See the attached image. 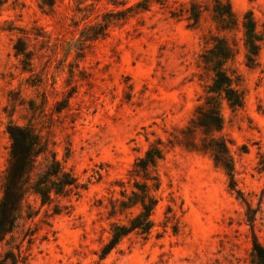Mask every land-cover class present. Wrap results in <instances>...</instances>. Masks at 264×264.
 Masks as SVG:
<instances>
[{
    "label": "rangeland",
    "instance_id": "obj_1",
    "mask_svg": "<svg viewBox=\"0 0 264 264\" xmlns=\"http://www.w3.org/2000/svg\"><path fill=\"white\" fill-rule=\"evenodd\" d=\"M229 1L230 26L219 22L217 0H0V200L11 159L8 124L34 128L49 146L0 241V264H260L253 231L264 246V0ZM247 13L262 35L254 64ZM216 37L235 52L219 64L205 59ZM19 39L25 53L15 48ZM216 66L244 95L242 107L221 101L217 134L254 211L230 189L203 148L204 129L193 123ZM159 141L153 227L132 231L102 258L112 225L138 211L116 202L142 179L134 164ZM52 153L81 187L43 203L35 188Z\"/></svg>",
    "mask_w": 264,
    "mask_h": 264
},
{
    "label": "trees",
    "instance_id": "obj_2",
    "mask_svg": "<svg viewBox=\"0 0 264 264\" xmlns=\"http://www.w3.org/2000/svg\"><path fill=\"white\" fill-rule=\"evenodd\" d=\"M55 0H43L49 6H53ZM146 8V5H142ZM214 12L219 22L230 26L235 24V15L229 0H217ZM195 20L198 14L194 13ZM245 45L247 60L254 64L260 51L262 35L257 31V24L251 13L244 17ZM15 48L20 53H25V44L18 40ZM205 59L208 62L220 63L228 60L235 54L233 47L225 38L216 37L215 44L208 50ZM215 76L208 90V96L204 105L196 110L197 117L193 120L198 127L203 128L207 135L204 140V150L209 151L214 163L221 167L229 179V187L246 204L248 211H254L250 202L244 197L242 191L237 188L233 158L228 144L222 135H218L223 128V115L221 101L226 100L231 107L244 105L243 92L233 84V79L221 66L214 69ZM10 135L11 159L6 171L3 196L0 200V241L13 229L21 211L22 201L25 197L31 175L36 169L38 159L49 151L48 141L30 126H21L10 122L7 126ZM52 159L48 163L45 174L37 181L35 191L40 195L43 203L52 201V193L66 195L73 189L79 190L81 185L76 176L64 169L60 161L52 153ZM164 157L161 142L151 144L142 157L134 164L133 172L141 176V180L134 182L132 190L128 193L122 191V199L119 202L120 209L138 208L128 223H114L111 228V237L103 246L101 257H106L119 243L132 231L148 234L153 227L152 215L159 203V190L161 179L158 171L159 162ZM259 170L264 173V153L259 156ZM116 210V205L115 208ZM59 210V209H57ZM58 212V211H57ZM251 220V219H250ZM252 221V220H251ZM253 229V224H252ZM253 251L260 264H264V246L259 242L253 231Z\"/></svg>",
    "mask_w": 264,
    "mask_h": 264
}]
</instances>
